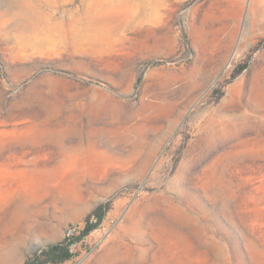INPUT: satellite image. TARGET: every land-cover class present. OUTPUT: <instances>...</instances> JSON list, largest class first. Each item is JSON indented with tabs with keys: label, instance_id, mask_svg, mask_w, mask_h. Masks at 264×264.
I'll list each match as a JSON object with an SVG mask.
<instances>
[{
	"label": "rangeland",
	"instance_id": "obj_1",
	"mask_svg": "<svg viewBox=\"0 0 264 264\" xmlns=\"http://www.w3.org/2000/svg\"><path fill=\"white\" fill-rule=\"evenodd\" d=\"M263 14L0 0V264H264Z\"/></svg>",
	"mask_w": 264,
	"mask_h": 264
},
{
	"label": "trees",
	"instance_id": "obj_2",
	"mask_svg": "<svg viewBox=\"0 0 264 264\" xmlns=\"http://www.w3.org/2000/svg\"><path fill=\"white\" fill-rule=\"evenodd\" d=\"M107 205L101 210V208L94 211L93 215L95 221L93 223H87L80 234H73L70 237H65L63 240L50 243L42 247H36L25 259L24 264H61L66 260H69L73 256L71 246L77 243L81 237L87 234L90 230L95 228L104 214Z\"/></svg>",
	"mask_w": 264,
	"mask_h": 264
},
{
	"label": "bare ground",
	"instance_id": "obj_3",
	"mask_svg": "<svg viewBox=\"0 0 264 264\" xmlns=\"http://www.w3.org/2000/svg\"><path fill=\"white\" fill-rule=\"evenodd\" d=\"M264 15V14H263ZM24 24V23H23ZM28 25V23L26 24V26ZM24 26V25H23ZM262 69H263V67H262ZM264 71V70H263ZM264 74V73H263ZM262 77V76H261ZM258 81V80H257ZM256 81V82H257ZM261 82H260V84H261V88H259V89H264V76H263V78H262V80H260ZM255 82V83H256ZM259 83V82H258ZM260 87V86H259ZM258 89V88H257ZM260 91H262V90H260ZM261 93H264V92H261ZM262 95V94H261ZM264 97V96H263ZM105 141V140H104Z\"/></svg>",
	"mask_w": 264,
	"mask_h": 264
},
{
	"label": "built area",
	"instance_id": "obj_4",
	"mask_svg": "<svg viewBox=\"0 0 264 264\" xmlns=\"http://www.w3.org/2000/svg\"><path fill=\"white\" fill-rule=\"evenodd\" d=\"M75 234L74 231L68 230L66 233L67 237H70L71 235ZM74 245V244H73Z\"/></svg>",
	"mask_w": 264,
	"mask_h": 264
}]
</instances>
